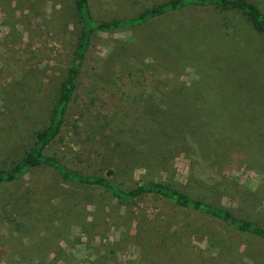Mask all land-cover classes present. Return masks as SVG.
Here are the masks:
<instances>
[{
	"label": "rangeland",
	"instance_id": "374dc122",
	"mask_svg": "<svg viewBox=\"0 0 264 264\" xmlns=\"http://www.w3.org/2000/svg\"><path fill=\"white\" fill-rule=\"evenodd\" d=\"M165 1L88 3L110 22ZM249 2L264 14V0ZM80 30L74 0H0V169L47 126ZM248 148H264V35L239 12L188 7L93 35L45 153L85 174L113 171L125 189L169 184L264 228V154L242 157ZM0 264H264V241L41 166L0 186Z\"/></svg>",
	"mask_w": 264,
	"mask_h": 264
},
{
	"label": "trees",
	"instance_id": "16d2710c",
	"mask_svg": "<svg viewBox=\"0 0 264 264\" xmlns=\"http://www.w3.org/2000/svg\"><path fill=\"white\" fill-rule=\"evenodd\" d=\"M74 4L79 23L81 24L80 35L67 76L49 113L48 124L36 134L33 145L23 153L19 160L12 162L6 169H0V186L19 181L30 170L44 166L56 172L66 184L101 188L122 203H131L145 197L161 198L174 204L182 211L194 212L218 220L239 233L249 234L264 241V228L250 221L240 219L224 207L215 206L200 198L190 197L169 184L160 181H150L125 189L111 181L109 176L113 174V171H108L106 176L85 174L67 167L56 157L45 153V149L57 138L64 126L70 103L77 90L78 77L95 33H110L138 27L169 13L179 12L188 7H201L239 12L248 19L256 33L264 35V14L249 0H167L127 20L97 22L92 16L88 0H74ZM190 134H192L191 137L195 138L193 131ZM190 134L185 135L189 138ZM257 149L261 148H248L247 150L249 151L241 152L243 153L241 155L244 158L247 156L254 158L251 157L254 155L252 152ZM261 150L262 152L260 153L264 154V148ZM256 155L264 159V155Z\"/></svg>",
	"mask_w": 264,
	"mask_h": 264
}]
</instances>
